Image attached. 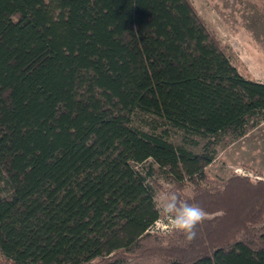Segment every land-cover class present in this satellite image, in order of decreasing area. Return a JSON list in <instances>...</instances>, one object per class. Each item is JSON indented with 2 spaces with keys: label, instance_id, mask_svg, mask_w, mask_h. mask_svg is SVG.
Masks as SVG:
<instances>
[{
  "label": "trees",
  "instance_id": "trees-1",
  "mask_svg": "<svg viewBox=\"0 0 264 264\" xmlns=\"http://www.w3.org/2000/svg\"><path fill=\"white\" fill-rule=\"evenodd\" d=\"M218 41L191 0H0V264H264V180L207 172L264 122ZM159 177L194 239L150 233Z\"/></svg>",
  "mask_w": 264,
  "mask_h": 264
},
{
  "label": "rangeland",
  "instance_id": "rangeland-1",
  "mask_svg": "<svg viewBox=\"0 0 264 264\" xmlns=\"http://www.w3.org/2000/svg\"><path fill=\"white\" fill-rule=\"evenodd\" d=\"M200 17L216 35L222 49L230 58L239 74L244 78L264 82V0H191ZM179 142V137L174 139ZM217 157L207 172L214 180L226 182L232 176L248 178L254 182L264 180V122L245 137L217 148ZM145 166H138L140 170ZM162 186L155 191L174 192L175 185L162 178L157 179ZM184 198L195 197V186L185 182L184 189L178 191ZM203 219H211L219 213L210 214L206 210ZM160 212V211H159ZM161 214V213H160ZM158 224L151 234L170 237L181 230H170L168 221L160 215ZM264 227V223L260 228Z\"/></svg>",
  "mask_w": 264,
  "mask_h": 264
},
{
  "label": "clouds",
  "instance_id": "clouds-1",
  "mask_svg": "<svg viewBox=\"0 0 264 264\" xmlns=\"http://www.w3.org/2000/svg\"><path fill=\"white\" fill-rule=\"evenodd\" d=\"M156 207L168 221L170 230H181L186 239L196 237V226L205 217V211L194 203L182 202L174 192L161 193L156 197Z\"/></svg>",
  "mask_w": 264,
  "mask_h": 264
},
{
  "label": "built area",
  "instance_id": "built-area-1",
  "mask_svg": "<svg viewBox=\"0 0 264 264\" xmlns=\"http://www.w3.org/2000/svg\"><path fill=\"white\" fill-rule=\"evenodd\" d=\"M158 224V222H156V224L154 226H156ZM152 229V228H151Z\"/></svg>",
  "mask_w": 264,
  "mask_h": 264
}]
</instances>
